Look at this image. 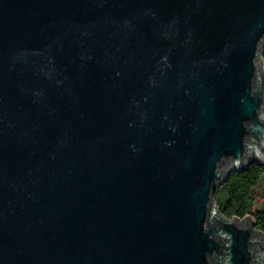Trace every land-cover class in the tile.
<instances>
[{
    "label": "water",
    "instance_id": "95a60500",
    "mask_svg": "<svg viewBox=\"0 0 264 264\" xmlns=\"http://www.w3.org/2000/svg\"><path fill=\"white\" fill-rule=\"evenodd\" d=\"M263 48L264 0H0V264H264L214 199Z\"/></svg>",
    "mask_w": 264,
    "mask_h": 264
},
{
    "label": "trees",
    "instance_id": "16d2710c",
    "mask_svg": "<svg viewBox=\"0 0 264 264\" xmlns=\"http://www.w3.org/2000/svg\"><path fill=\"white\" fill-rule=\"evenodd\" d=\"M264 62V48L263 58ZM264 183V167L254 164L235 173L214 195L220 212L227 218L243 220L250 217L257 230L264 233V204L258 202L257 190Z\"/></svg>",
    "mask_w": 264,
    "mask_h": 264
},
{
    "label": "flooded vegetation",
    "instance_id": "af4514ba",
    "mask_svg": "<svg viewBox=\"0 0 264 264\" xmlns=\"http://www.w3.org/2000/svg\"><path fill=\"white\" fill-rule=\"evenodd\" d=\"M264 166L260 167L263 168ZM257 195L259 196L258 202L261 203V205L264 204V183L260 184L258 190H257Z\"/></svg>",
    "mask_w": 264,
    "mask_h": 264
}]
</instances>
